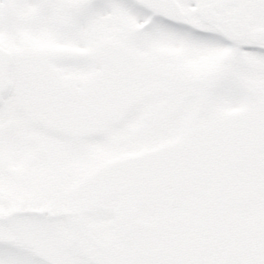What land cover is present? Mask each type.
Listing matches in <instances>:
<instances>
[{
  "label": "snow or ice",
  "instance_id": "1",
  "mask_svg": "<svg viewBox=\"0 0 264 264\" xmlns=\"http://www.w3.org/2000/svg\"><path fill=\"white\" fill-rule=\"evenodd\" d=\"M0 264H264V0H0Z\"/></svg>",
  "mask_w": 264,
  "mask_h": 264
}]
</instances>
